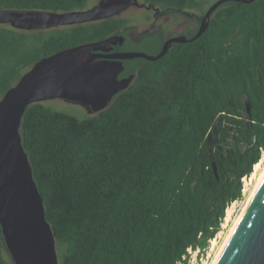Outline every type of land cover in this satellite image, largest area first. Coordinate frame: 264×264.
Returning <instances> with one entry per match:
<instances>
[{
    "label": "trees",
    "instance_id": "1",
    "mask_svg": "<svg viewBox=\"0 0 264 264\" xmlns=\"http://www.w3.org/2000/svg\"><path fill=\"white\" fill-rule=\"evenodd\" d=\"M91 1L0 0V9L65 13ZM215 1L148 0L170 13L206 11ZM126 24L110 18L48 31L0 24V99L39 60ZM138 50L153 56L157 48ZM124 65L132 82L96 115L36 103L21 118L59 264L186 263L188 250L206 248L226 208L242 199V179L264 149V0L225 2L194 41ZM4 251L0 228V264H13Z\"/></svg>",
    "mask_w": 264,
    "mask_h": 264
},
{
    "label": "water",
    "instance_id": "2",
    "mask_svg": "<svg viewBox=\"0 0 264 264\" xmlns=\"http://www.w3.org/2000/svg\"><path fill=\"white\" fill-rule=\"evenodd\" d=\"M253 1H215L203 14L193 37L172 38L155 56L142 52L109 55L123 40L118 34L62 50L36 62L6 91L0 99V228L13 264H59L55 238L21 142L20 122L26 108L60 99L88 107L93 113L101 112L132 80V76L118 79L124 70L122 60L156 61L170 44L200 37L221 4ZM131 4L132 0H98L85 10L65 13L0 9V24L27 31L73 27L116 18ZM215 264H264V178Z\"/></svg>",
    "mask_w": 264,
    "mask_h": 264
},
{
    "label": "flooded vegetation",
    "instance_id": "3",
    "mask_svg": "<svg viewBox=\"0 0 264 264\" xmlns=\"http://www.w3.org/2000/svg\"><path fill=\"white\" fill-rule=\"evenodd\" d=\"M124 11H134L137 16L136 20L138 25L133 26L130 31L125 25V27L121 28L116 33L123 36V40L121 44L118 43L112 47V50L108 53L109 55L141 52L138 49L146 45L152 49L156 46L157 51L155 55H157L161 51L164 43L168 40L178 36H185L187 39L193 37L198 31L201 18L204 14L203 13L202 16L196 15L195 12L198 10L193 9H182L177 13H170L166 12V8L162 4H153L148 2V0H132L131 6ZM124 31L126 33L121 34ZM128 43H131L130 46ZM173 44L176 43L170 44V47ZM129 60L132 59L122 60L124 70L119 74V80L126 79L129 76H132L133 80L134 75L132 73H125L124 62ZM82 107L85 108L87 112L93 113L90 108L85 106Z\"/></svg>",
    "mask_w": 264,
    "mask_h": 264
},
{
    "label": "rangeland",
    "instance_id": "4",
    "mask_svg": "<svg viewBox=\"0 0 264 264\" xmlns=\"http://www.w3.org/2000/svg\"><path fill=\"white\" fill-rule=\"evenodd\" d=\"M97 1L98 0H92L88 7L94 6L97 3ZM204 12L205 11H196L195 14L202 16ZM136 17H137L136 13L134 11H124L120 15H118L116 18L125 19L127 21L126 26L128 27V30L130 31L132 30L133 26L138 25ZM43 104L55 110H60V111L69 112L71 114H75L80 118L90 117V116H94L97 114V113L87 112L86 109L83 108L79 104L70 103L64 100H60V99L46 101ZM215 131H216V122L214 123L210 133L207 136V140H206L207 145L213 144L214 142L213 134L215 133ZM259 161H261L260 162L261 165H260V169L258 173H256V178L255 179L251 178V175L254 171L252 170L251 175L246 177L245 180H242V183H243L242 199L231 203L226 208L225 216L221 222L220 230L218 231L216 236L213 239L209 240L207 247L204 248L203 250H195V251L188 250L187 255L184 257L186 259V263L184 264H212L214 258L216 257L217 252L219 251L220 247L224 243V240L227 237L231 227L232 226L234 227L236 223V219H238L244 205L246 204V200L248 199L255 183L259 179L261 173L264 171V149L261 151V158ZM228 209H230L231 215L228 220H225L226 211ZM4 255L8 259V261H10L11 258L6 251H4Z\"/></svg>",
    "mask_w": 264,
    "mask_h": 264
},
{
    "label": "bare ground",
    "instance_id": "5",
    "mask_svg": "<svg viewBox=\"0 0 264 264\" xmlns=\"http://www.w3.org/2000/svg\"><path fill=\"white\" fill-rule=\"evenodd\" d=\"M260 162H261V161H259V162H258L256 165H254V167H253V168H254V169H253L254 171H253V173H252V175H251V178H252V179H255V178H256V173H258V171H259V169H260V165H261ZM263 178H264V171L261 173L259 179H258L257 182L255 183V185H254V187H253V189H252V191H251V193H250L248 199L246 200V204L244 205V207H243V209H242V211H241V213H240L238 219H236V223H235L234 227H233V226L231 227V229H230V231H229L227 237H226L225 240H224V243L222 244V246L220 247L219 251L217 252L216 257L214 258L212 264H215V263H216V261H217L219 255H220V253H221L223 247L225 246L227 240L230 238V236H231V234L233 233L234 229H235V228L237 227V225L239 224V222H240V220H241V218H242V215L244 214V211H245V209H246V207H247L249 201L251 200L253 194L255 193V191L257 190V188L259 187V185L261 184ZM252 179H250V180H252ZM230 215H231V211H230V209H228V210L226 211V217H225V220H228L229 217H230ZM213 243H214V242H213Z\"/></svg>",
    "mask_w": 264,
    "mask_h": 264
},
{
    "label": "built area",
    "instance_id": "6",
    "mask_svg": "<svg viewBox=\"0 0 264 264\" xmlns=\"http://www.w3.org/2000/svg\"><path fill=\"white\" fill-rule=\"evenodd\" d=\"M246 179V177H244L242 180H245ZM178 264H180V263H178Z\"/></svg>",
    "mask_w": 264,
    "mask_h": 264
}]
</instances>
